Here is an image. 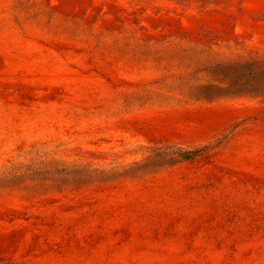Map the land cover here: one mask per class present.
<instances>
[{"label": "rangeland", "instance_id": "obj_1", "mask_svg": "<svg viewBox=\"0 0 264 264\" xmlns=\"http://www.w3.org/2000/svg\"><path fill=\"white\" fill-rule=\"evenodd\" d=\"M250 56L264 0H0V264H264Z\"/></svg>", "mask_w": 264, "mask_h": 264}, {"label": "trees", "instance_id": "obj_2", "mask_svg": "<svg viewBox=\"0 0 264 264\" xmlns=\"http://www.w3.org/2000/svg\"><path fill=\"white\" fill-rule=\"evenodd\" d=\"M251 59H249L250 61H252L255 64H258L260 66H264V58L263 57H259V56H250ZM263 72V71H262Z\"/></svg>", "mask_w": 264, "mask_h": 264}]
</instances>
